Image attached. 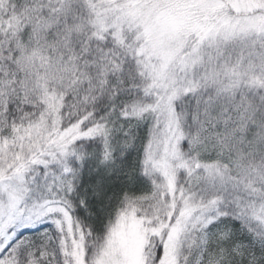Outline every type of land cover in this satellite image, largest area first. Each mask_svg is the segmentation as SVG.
Wrapping results in <instances>:
<instances>
[{
  "label": "snow or ice",
  "instance_id": "obj_1",
  "mask_svg": "<svg viewBox=\"0 0 264 264\" xmlns=\"http://www.w3.org/2000/svg\"><path fill=\"white\" fill-rule=\"evenodd\" d=\"M0 264H264V0H0Z\"/></svg>",
  "mask_w": 264,
  "mask_h": 264
}]
</instances>
